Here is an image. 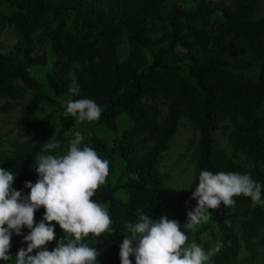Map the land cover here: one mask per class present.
<instances>
[{"label": "trees", "instance_id": "trees-1", "mask_svg": "<svg viewBox=\"0 0 264 264\" xmlns=\"http://www.w3.org/2000/svg\"><path fill=\"white\" fill-rule=\"evenodd\" d=\"M259 2L229 0L220 7L197 0L189 7H167L166 0H0V5L11 6L0 13V31L8 27L17 36L16 45L0 53V111L9 110L18 99L26 100L17 118L23 140L10 141V151L0 150V167L16 175V190L30 192L24 185L38 179V155L67 150L65 134L75 118L64 115L65 102L87 98L101 107L99 121L111 129H116L120 114L132 123L114 139L123 173L111 184L109 163L105 184L91 198L108 204L113 232L84 238L102 241L110 264H121L124 225L138 222L141 215L156 220L166 215L177 220L187 236H199L200 226L195 232L187 229L184 210L197 206L192 193L201 171L248 173L261 184L264 199V17H254ZM218 10L222 21L214 19ZM39 46L42 54L37 56ZM48 57L52 69L46 86L52 96L29 72ZM73 82L80 88L79 96L68 91ZM157 99L166 106L164 111L154 102ZM47 106L58 110L49 111ZM183 118L198 132L194 175L189 190L169 208L166 174L159 162ZM218 129L227 137L230 155L214 146ZM51 139L62 147L44 152V143ZM3 142L0 139V146ZM84 145L102 159L110 153L95 136L83 139ZM233 199L234 207L221 204L209 209L222 247L208 264H254L262 257L264 204L253 206L243 195ZM43 214L41 207L35 220L39 222ZM28 231L13 233L11 259L0 264L16 260L18 250L27 246L22 241ZM62 235L55 225L54 241ZM240 248L247 252L242 260ZM130 259L135 264L134 256Z\"/></svg>", "mask_w": 264, "mask_h": 264}, {"label": "clouds", "instance_id": "clouds-1", "mask_svg": "<svg viewBox=\"0 0 264 264\" xmlns=\"http://www.w3.org/2000/svg\"><path fill=\"white\" fill-rule=\"evenodd\" d=\"M71 96H79L80 88L73 84L68 89ZM64 115L72 116L77 123L98 121L101 107L92 99H69L65 102ZM83 136L77 132L62 154L38 155L35 158V183L25 182L30 189L27 195L13 188L16 177L11 171L0 167V260L8 261L13 233L23 236L16 253L15 264H96L100 253L83 243L91 234L100 237L112 234V221L108 204L91 199L109 174V161L102 159L91 147L82 146ZM62 147L51 139L44 143V152ZM262 187L248 173L201 171L199 183L192 193L197 206L187 213V229L197 231L212 215L209 209L221 204L234 207L233 197L243 195L252 205L264 204ZM44 208L42 219L37 222L35 213ZM55 222V223H53ZM55 225L63 236L51 251L47 245L55 239ZM127 232L120 244L121 264H208L211 257L221 250L222 244L205 250L181 230L180 223L166 215L153 219L141 215L138 222L126 223ZM34 253V254H33Z\"/></svg>", "mask_w": 264, "mask_h": 264}, {"label": "rangeland", "instance_id": "rangeland-1", "mask_svg": "<svg viewBox=\"0 0 264 264\" xmlns=\"http://www.w3.org/2000/svg\"><path fill=\"white\" fill-rule=\"evenodd\" d=\"M197 0H166V6L170 7L172 5H177L180 7H189L195 4ZM212 4L218 5L220 7L228 5L229 0H207ZM11 9L8 4L0 5V13L6 12ZM254 17H264V0H260L258 9L254 14ZM214 19L217 21H222L223 13L218 10L214 14ZM155 36V35H154ZM17 43V36L8 27H4L0 31V53L7 52L12 49ZM182 53V50L179 49ZM148 61L151 59V54L149 50L145 51ZM42 54V47L39 46L36 51V55L40 56ZM52 69V59L47 58L46 62L43 64H36L29 69L31 75L35 76L41 83L42 88L46 89L47 92L52 96V90L46 86V74ZM75 71H72V77H74ZM61 101L66 100V97H60ZM147 101H153L147 99ZM158 102L159 108L165 110L166 106L163 103H159L158 99L154 102ZM25 99L16 100L7 111H0V139L3 144L0 146L2 151H10V146L8 143L10 141H22V131L23 128L17 125V118L19 114L20 104H24ZM156 102V103H157ZM49 111H57V106H47ZM131 119L125 115L120 114L116 118V129H111L104 121H93L77 123L75 120L74 125L71 129L66 132L65 136L68 141L74 138L75 133L79 132L84 139L91 136L99 138L107 146L110 151L106 159L111 164V173L109 174V182L111 184L117 183L120 175L124 171V162L119 156L114 143V139L120 137L121 132L131 126ZM57 133V129L54 130L53 134ZM198 133V132H197ZM189 126L186 120L183 118L178 131L172 137L164 153L162 154L159 162V169L165 172V189L166 195L169 201V208L174 207L179 198L189 190L190 183L193 180L194 168H195V145L197 143L198 134ZM214 146L217 149H222L226 154L230 155L232 153L231 147L228 144L227 137L221 129H218L214 134ZM13 188L16 189L15 180L13 182ZM124 196L122 192L118 193ZM189 210H184V223L187 222V213ZM210 212V210H209ZM201 232L199 236H188L189 242L195 240L197 244L201 245L206 251L213 249L215 244L218 243L221 232L219 231L216 223L211 219V216L207 222L200 225ZM63 236V235H62ZM50 242L47 245L49 251L55 248L56 241ZM83 243L95 248L100 255L97 257L96 264H110V256L106 246L102 241H85ZM262 257L259 258L254 264H264V247L261 249ZM247 252L244 248H240L238 254V259L242 260L246 257ZM5 264H15L14 262H8Z\"/></svg>", "mask_w": 264, "mask_h": 264}]
</instances>
